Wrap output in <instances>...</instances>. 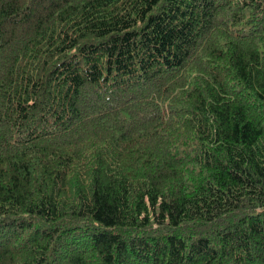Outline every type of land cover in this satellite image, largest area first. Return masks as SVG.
Here are the masks:
<instances>
[{
	"label": "trees",
	"instance_id": "1",
	"mask_svg": "<svg viewBox=\"0 0 264 264\" xmlns=\"http://www.w3.org/2000/svg\"><path fill=\"white\" fill-rule=\"evenodd\" d=\"M0 264H264V0H0Z\"/></svg>",
	"mask_w": 264,
	"mask_h": 264
}]
</instances>
